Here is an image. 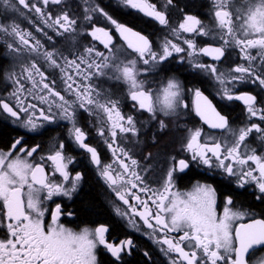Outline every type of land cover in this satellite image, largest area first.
<instances>
[{"label":"snow or ice","instance_id":"obj_1","mask_svg":"<svg viewBox=\"0 0 264 264\" xmlns=\"http://www.w3.org/2000/svg\"><path fill=\"white\" fill-rule=\"evenodd\" d=\"M84 2L87 7L84 9L83 24L78 26L77 18L70 15L68 0H37L36 3H29V0H0L5 9L19 12L18 4L34 11L44 26L57 36L67 34L71 38L72 48L76 47L78 37L86 33L108 50V55H105L97 51L94 45L85 46L82 53L71 52L70 58L55 47L42 51L44 45L40 40L35 39L31 32L21 30L19 25L0 23V34L13 38L17 45L3 41L7 50L15 53L12 59L20 62L22 69L21 73H6V79L14 86L9 95L15 100V106L0 99V110L14 118V122H18L28 132L38 131L44 122L67 120L71 124L70 138L77 147L90 154L91 162L98 167L101 177L117 198L129 205L132 215L139 216L152 230V235L163 233V238L156 240L161 245H167L166 249L162 247L161 250L166 255L178 254L171 259V264H258L257 259L249 261L248 257L264 248V219L237 224L250 213L234 210L231 196L225 197L222 214L218 215L217 190L211 183L197 181L190 190L179 191L176 181L179 174L196 164L209 172L218 170L227 177L235 178L238 188L255 185L260 193L256 199H264V151L258 152L248 142L255 134L264 147V102H258L257 96L249 92L233 94L227 87L228 84L235 86V82L239 81L256 84L264 90V0H210L212 27L191 14H185L177 27H171L166 11L173 0H165L164 11L158 10L157 5L150 0H118L119 5L137 10L152 17L160 25L169 27L177 41L181 40L183 34H192L191 38L184 36L182 39L186 48L165 37L159 51L153 50L146 36L113 18L92 0ZM50 5L62 7L53 15L47 11ZM94 16H103L106 23L114 27L126 41L127 48L136 54L135 58L121 59L118 54L121 49L113 44L112 34L105 27H97ZM37 31L43 32V29L38 27ZM44 34L47 36V33ZM196 36L210 37L213 41L218 39L221 43L219 46L208 44L198 47L194 38ZM29 38L34 39L35 43L30 44ZM47 38L52 40L51 36ZM229 48L239 49L240 58L247 62L246 65L238 64L225 73L218 71L216 64L199 60V56L203 55L211 57L213 61H221ZM253 49L256 50L255 55L252 54ZM174 53H186L188 63L194 69L211 74L223 86L224 97L242 101L248 118L255 117L261 123L232 127L200 89L193 90L195 114L210 129L220 130V133L218 136L205 133L201 127L187 129L182 149L189 156L179 159L169 157V166L164 172L162 183L152 188L145 181V175L152 166L143 167L132 157L130 149L117 144L118 135L122 139L127 138L128 133L132 137L137 136V121L132 115L122 114L120 100L113 99L110 93L93 81L106 78L126 85L128 99L133 102L131 108L148 112L152 119H157L158 113L165 117H178L181 115L179 109L188 107L182 102L179 81L173 77L146 86L147 81L139 78L142 72L154 71ZM25 55L29 57L27 63L23 62ZM33 56L43 57L49 67L60 70L64 92L74 99H67L60 91H56L55 81L51 84L45 82L48 78L36 60L31 59ZM139 64L147 67L139 68ZM23 80L29 81L31 87L25 89ZM28 97L38 101L39 105H46V109L38 107L37 103L28 102ZM78 108L97 116L101 125L97 134L104 138L116 158L112 163L102 164L96 148L85 142L86 133L77 126ZM167 128L168 124L164 120L158 121V131L163 132ZM64 147V143H59L57 150L50 152L47 157L40 156L39 162L34 158L39 145L26 147L22 137L15 139L7 151L0 150V229L6 228L0 237V264H97L99 246H103L117 260L121 258L122 252L133 247L130 239L118 244L107 242L105 234L108 228L104 225L94 229L85 227L80 231L69 229L60 223V204H56L54 210L45 207L46 202L54 196L71 197L82 180L79 172L71 176L68 171V165L73 161L71 157H65ZM121 157L129 160L130 164ZM150 158L151 153L145 156L146 161ZM45 159L52 162L51 176L59 173L62 179L57 181L46 174ZM113 164H118L123 171H117ZM137 168H141L145 175L137 172ZM125 176L131 178L125 179ZM137 181L143 186L139 187ZM127 185L139 187V191L148 194V198L141 199L139 195L130 193ZM130 194L142 211L136 205L129 204ZM46 213L50 220L45 219ZM117 214L128 215L119 208ZM129 223L138 227L133 219ZM171 233L180 235L176 238Z\"/></svg>","mask_w":264,"mask_h":264},{"label":"flooded vegetation","instance_id":"obj_2","mask_svg":"<svg viewBox=\"0 0 264 264\" xmlns=\"http://www.w3.org/2000/svg\"><path fill=\"white\" fill-rule=\"evenodd\" d=\"M15 2V0H14ZM37 0H29V3H36ZM95 5H99L109 15L117 19L119 22L131 27L134 31L146 36L152 43L153 50L159 51L160 45L163 43L165 37L173 40V42L181 43L186 48V45L182 44L184 36L190 37L192 34H183L180 41H177L175 37L171 35L170 28L160 25L152 17L145 16L143 13L137 10L125 8L118 4V0H92ZM151 3L157 5L158 10L164 11L163 4L165 0H150ZM239 2V0H237ZM71 5L70 15H74L77 18L78 26L83 24L84 9L87 7L84 0H68ZM42 7V5H40ZM19 12L5 9L0 4V23L3 24H17L23 31L31 32L35 39L40 40L44 45L43 50H52L54 47L59 49L65 55L71 58V52L77 54L82 53L85 46H95V49L99 52H103L108 55V50L104 48L103 44L98 40H93L90 35L86 33L78 37V42L75 48L71 47V38L66 34L63 37L57 36L51 29L46 28L44 24L38 19L34 11L24 9L23 6L18 5ZM62 6L50 5L47 11L56 15ZM210 0H173V4L167 8L166 15L169 19L171 27H177L180 22L183 21L185 14L195 15L200 18L204 24L209 27L213 26L212 17L209 14ZM93 21L97 27H105L109 30L113 36V44L116 48H120L121 52L118 53L121 59L135 58L136 54L131 49L127 48L126 41L119 36L111 25L107 24L103 16H94ZM43 29V32L37 31V28ZM47 33V36L44 34ZM48 36L52 37V40H48ZM198 47H203L208 44L213 46H219L221 43L218 39L213 41L210 37H194ZM13 43L15 41L11 37H5L0 34V99L9 103L10 106H15V100L10 97V93L13 91V84L10 80L6 79V73L15 71L21 73L20 62H14L12 57L15 53H10L3 41ZM30 44H34L35 40L29 38ZM111 47V46H110ZM252 54H256V50H252ZM183 57V59H181ZM36 60L38 66L41 67V71L47 76L45 82L50 83L55 81V90L60 91L62 95H65L67 99H74L70 94L64 92V85L61 80V72L59 69L51 68L43 60V57H31ZM29 57L24 56L23 62L27 63ZM199 60L206 64H216L218 71L228 73L230 69L234 68L238 64H245L246 61L240 58L239 49L229 48L226 52V56L221 61H213L211 57L199 56ZM82 67H84L82 65ZM139 68H144L142 64L138 65ZM175 78L179 81L182 88V102L188 105L187 108L179 109L181 115L178 117L169 116L165 117L163 114H157V119H152L151 114L146 111H136L131 108L133 103L128 99L127 86L118 83L116 81L107 80L106 78L95 79L93 82L102 90H106L111 94L113 99L120 100V110L125 116L132 115L137 121L138 133L136 137H132L131 133L126 134L127 138L122 139L119 135L117 138V144L130 149V154L134 159H137L140 165L143 167L152 166V169L145 175L141 168H137V172H141L145 175V181L152 188H157L162 183V177L165 170L169 166V157L175 156L179 158H187L188 153L182 149V144L186 142L187 129H193L196 127L203 128L205 133L219 135L220 132L212 131L206 127L199 116L195 114L193 102L194 91L200 89V91L211 100L213 106L221 115L225 116L230 126L242 127L250 123H261L257 118H248V114L245 110V106L242 101L228 100L223 95L222 87L216 79L208 73L201 72L198 69H194L188 63V57L186 53L173 54L168 60L162 62L154 71L148 73H141L140 79L146 80V86H152V82H159L161 80L166 81L168 78ZM39 79V77H37ZM79 79V78H77ZM25 89L31 87V83L27 80H23ZM233 94H240L241 92H249L256 95L258 102H264V90L260 89L256 84L235 82V86L228 84ZM26 94V93H25ZM28 102L37 103L38 101L28 97ZM46 109V105H39ZM55 112L56 109H53ZM24 114L22 113L21 116ZM39 115L37 111V116ZM103 118V117H101ZM77 126H79L86 133V143L92 147H95L98 155L100 156L102 164H110L116 158L113 157L111 150L108 148L104 141V138L97 134V129L101 126L98 122L97 116L89 115L83 109H77L76 112ZM164 120L168 124V128L163 132L158 131V121ZM0 125L8 127L12 131V136L9 143L6 146H0V150L7 151L13 141L17 138H23V143L26 147H33L39 145L38 152L34 154V158L39 162L40 156L47 157L50 152H54L58 149L59 143H64V155L66 158L71 157L72 163L68 165V171L71 176H74L77 172L82 175V180L79 183L78 190L73 193L71 197L54 196L52 200L46 202L45 207L49 210H54L56 204L61 205L62 215L60 217V223L65 227L74 231H80L83 228H92L104 225L108 228V232L105 234L106 241L113 244H118L123 240H132L133 247L121 253V258L117 260L111 256V253L107 252L103 246H99L97 249V264H130L135 259H145L149 264H171V259L177 257V253L165 254L161 250L167 248V245H161L156 242L157 239L163 238V233L157 232L152 235V230L147 228L139 216H133L129 205H125L123 201H120L115 192L108 186L105 180L101 177L98 167L91 162L90 154L85 150L80 149L74 143L73 139L69 136V129L71 124L67 120H55L52 123L44 122L36 132H28L26 129L20 126L18 122H14V118L8 116L0 110ZM264 127V124H262ZM105 136H108L107 128L105 127ZM155 137V142H153ZM252 147H255L258 152L264 151V147L261 146V142L256 139L255 134L248 140ZM115 146V145H114ZM151 153V158L147 161L145 156ZM23 155V154H21ZM119 156L120 154L117 153ZM123 158V157H121ZM32 159V158H29ZM125 159L126 163L130 164V161ZM45 165L46 174L50 175V178L59 181L62 179L59 173L55 176H51L53 172L52 162L48 160L43 161ZM113 167L122 172L123 170L118 164H113ZM254 167V165H253ZM115 175V173H114ZM188 176V177H187ZM88 178L97 187L99 191L100 201L107 214L105 220L96 222H82L79 219L77 213V205L82 200L83 194L86 192L88 186ZM130 176H125V179H130ZM197 181L201 183H211L217 190V213L222 214L224 207L225 197L231 196L233 200V209L242 212L250 213L245 216L241 221L236 223H248L252 219H264V199H256L260 193L256 189L255 185H247L245 188H238L236 186L235 178L227 177L218 170L209 172L204 167L192 164L188 170L179 174L176 181V189L179 191H188L192 185ZM139 185V182H136ZM143 185H139L142 187ZM139 187L132 188L131 185H127L130 193L139 195L141 199H147L148 194L139 191ZM129 204L136 205L139 211L142 209L139 207L138 202L130 194L128 196ZM257 204V207L254 205ZM151 206V201H149ZM117 208L121 212H127L128 215L117 214ZM71 213V215H69ZM46 220H50V217L46 213ZM133 219L138 227H133L129 220ZM155 225V221H151ZM5 229H0V237L3 236ZM172 237L178 238L180 234L171 233ZM187 250V249H186ZM147 253V255H145ZM253 258L257 259L258 264H264V248L258 249L253 256H249L251 261Z\"/></svg>","mask_w":264,"mask_h":264},{"label":"trees","instance_id":"obj_3","mask_svg":"<svg viewBox=\"0 0 264 264\" xmlns=\"http://www.w3.org/2000/svg\"><path fill=\"white\" fill-rule=\"evenodd\" d=\"M11 136L12 131L8 127L0 125V146H6ZM254 205L257 207V204ZM76 210L82 222H96L107 218V214L100 201L99 191L89 178L86 192L83 194L82 200L77 205ZM130 264L149 263L147 260L140 258L135 259Z\"/></svg>","mask_w":264,"mask_h":264},{"label":"water","instance_id":"obj_4","mask_svg":"<svg viewBox=\"0 0 264 264\" xmlns=\"http://www.w3.org/2000/svg\"><path fill=\"white\" fill-rule=\"evenodd\" d=\"M204 123V122H203ZM205 124V123H204ZM206 127H208L207 124H205ZM209 128V127H208ZM210 129V128H209ZM212 130H216V131H220V130H217V129H212Z\"/></svg>","mask_w":264,"mask_h":264},{"label":"bare ground","instance_id":"obj_5","mask_svg":"<svg viewBox=\"0 0 264 264\" xmlns=\"http://www.w3.org/2000/svg\"><path fill=\"white\" fill-rule=\"evenodd\" d=\"M102 88V87H101Z\"/></svg>","mask_w":264,"mask_h":264}]
</instances>
